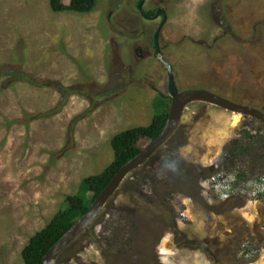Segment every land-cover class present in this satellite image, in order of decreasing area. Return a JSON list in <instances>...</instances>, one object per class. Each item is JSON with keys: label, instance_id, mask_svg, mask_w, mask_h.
<instances>
[{"label": "rangeland", "instance_id": "1", "mask_svg": "<svg viewBox=\"0 0 264 264\" xmlns=\"http://www.w3.org/2000/svg\"><path fill=\"white\" fill-rule=\"evenodd\" d=\"M169 70L180 91L264 112V0H98L87 13L0 0V264H25L30 237L113 160L112 136L151 122ZM178 129L52 264H264V193L242 196L264 175V123L193 102ZM234 138L246 153L221 168Z\"/></svg>", "mask_w": 264, "mask_h": 264}, {"label": "trees", "instance_id": "2", "mask_svg": "<svg viewBox=\"0 0 264 264\" xmlns=\"http://www.w3.org/2000/svg\"><path fill=\"white\" fill-rule=\"evenodd\" d=\"M97 1L98 0H49V5L53 12L72 11L87 13L94 9ZM145 13L146 15H153L154 11ZM15 74L20 80L28 82L29 84H36L38 86L48 85V81L38 80L26 73L18 72ZM61 90L67 95L75 89L61 88ZM170 104L171 98L169 96H156L152 103L154 115L148 125L133 126L112 136L110 144L114 153L113 160L100 173L89 175L84 178L79 185L78 192L67 195L65 198V205L54 214L45 227L30 237L28 243L21 252L25 264H43V258L47 251L74 224V222L86 212L93 200L107 186L118 170L142 150L138 143L142 139L153 140L161 134L168 120ZM179 135V129L177 128L164 145L177 142L176 139ZM245 135L249 139L255 137V135H251L248 131H245ZM181 143L182 142H179L177 147L180 146ZM245 144L246 142L242 138L232 139L224 146L219 166L229 169L234 167L238 159L246 153L247 149ZM219 169L210 170H213V173L217 174ZM213 173L205 174V176L211 177L214 175ZM188 175H190V172H188ZM187 180H191L189 176ZM189 181L188 184L191 183V181ZM88 193L91 194V197L88 196ZM198 193L195 187L194 195L198 196ZM191 195L193 196V194ZM76 241L77 240L73 241L58 257L76 244Z\"/></svg>", "mask_w": 264, "mask_h": 264}, {"label": "water", "instance_id": "3", "mask_svg": "<svg viewBox=\"0 0 264 264\" xmlns=\"http://www.w3.org/2000/svg\"><path fill=\"white\" fill-rule=\"evenodd\" d=\"M142 8V1L139 3ZM145 16L146 13L141 9ZM159 11L149 18H156ZM156 34V43H157ZM168 90L171 104L168 113L167 123L161 134L142 148V150L132 159L127 161L107 184V186L98 194V196L90 204L86 212L79 217L74 224L57 240V242L47 251L43 258V264H52L55 259L73 242L75 241L98 217L108 200L115 194L125 177L134 169L142 165L150 158L170 136L175 132L181 123L184 109L188 104L193 102H206L218 106L220 108L241 113L250 116L264 123V112L247 105L235 103L216 93L208 90H187L180 91L174 79V74L169 70Z\"/></svg>", "mask_w": 264, "mask_h": 264}, {"label": "built area", "instance_id": "4", "mask_svg": "<svg viewBox=\"0 0 264 264\" xmlns=\"http://www.w3.org/2000/svg\"><path fill=\"white\" fill-rule=\"evenodd\" d=\"M220 176V174H214L213 176L209 177V181L211 183L217 182L218 177ZM229 186H223V190H221V192H223V196H226V194H229ZM264 193V175H262L261 178H259V180L254 183V187L251 191L247 192V193H243L242 196H247L249 198L252 197H257L259 194H263Z\"/></svg>", "mask_w": 264, "mask_h": 264}, {"label": "clouds", "instance_id": "5", "mask_svg": "<svg viewBox=\"0 0 264 264\" xmlns=\"http://www.w3.org/2000/svg\"><path fill=\"white\" fill-rule=\"evenodd\" d=\"M169 167L175 169V164H174V163H170V164H169Z\"/></svg>", "mask_w": 264, "mask_h": 264}, {"label": "crops", "instance_id": "6", "mask_svg": "<svg viewBox=\"0 0 264 264\" xmlns=\"http://www.w3.org/2000/svg\"><path fill=\"white\" fill-rule=\"evenodd\" d=\"M153 118V117H152ZM152 120V119H151Z\"/></svg>", "mask_w": 264, "mask_h": 264}, {"label": "flooded vegetation", "instance_id": "7", "mask_svg": "<svg viewBox=\"0 0 264 264\" xmlns=\"http://www.w3.org/2000/svg\"><path fill=\"white\" fill-rule=\"evenodd\" d=\"M154 15V14H153Z\"/></svg>", "mask_w": 264, "mask_h": 264}]
</instances>
